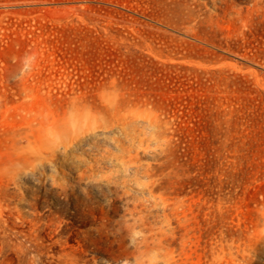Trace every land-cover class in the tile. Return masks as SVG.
Wrapping results in <instances>:
<instances>
[{
  "label": "rangeland",
  "instance_id": "obj_1",
  "mask_svg": "<svg viewBox=\"0 0 264 264\" xmlns=\"http://www.w3.org/2000/svg\"><path fill=\"white\" fill-rule=\"evenodd\" d=\"M0 264H264V0H0Z\"/></svg>",
  "mask_w": 264,
  "mask_h": 264
}]
</instances>
